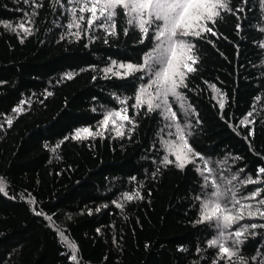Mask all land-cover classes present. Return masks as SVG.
<instances>
[{"label":"trees","instance_id":"16d2710c","mask_svg":"<svg viewBox=\"0 0 264 264\" xmlns=\"http://www.w3.org/2000/svg\"><path fill=\"white\" fill-rule=\"evenodd\" d=\"M225 2L200 21L212 31L183 37L190 53L162 57L184 73L165 97L153 81L169 44L154 51L155 29L124 9L0 0V264H264V228H242L264 224L248 216L264 191L242 199L264 188V0ZM217 186L251 205H229L244 218L228 228L198 222Z\"/></svg>","mask_w":264,"mask_h":264},{"label":"snow or ice","instance_id":"6c2138e0","mask_svg":"<svg viewBox=\"0 0 264 264\" xmlns=\"http://www.w3.org/2000/svg\"><path fill=\"white\" fill-rule=\"evenodd\" d=\"M88 4H90V7L87 6ZM98 6L100 16H104L106 20H111L116 15L117 8L124 9L125 15L131 16V19L128 21L129 24L135 22L145 36L148 35L150 27L154 28L155 40L159 42L154 48V51H159L161 46L166 41L168 42L169 46L164 48L160 56L157 57V62L164 65V67L154 70L156 80L153 81V83H156L158 86V92L162 90L163 95L166 97L169 92L173 95H177L176 89L183 83L184 73L173 70L172 59L162 57H165L166 54H171V56L174 57L177 48L190 53L194 48V44L184 40L183 37H199L201 32L205 30L209 32L212 31L211 28H206L205 25H202L200 21L212 20L214 16L219 15V12L216 11V9L227 8L228 4L225 0H87L86 8H81L80 10H87L92 13L93 17L98 19L99 17L96 15ZM80 19L83 20L84 17H80ZM93 22V20H89V24ZM21 27H23V25H21ZM196 28H199L200 30L197 31ZM147 56L148 59L145 60L143 65L134 66L128 64L126 66L121 65V67H127L129 71L148 67L149 61L152 59V54L149 53ZM187 59L191 61L192 64L196 63V59L192 55H188ZM183 66L187 68L189 72L195 70L187 63ZM108 71H111V69H108ZM177 76L180 78L179 83L176 80ZM136 99L139 100L140 97L138 96ZM164 103H167L166 99ZM160 106L161 105L159 104L155 105L157 108ZM152 107L153 106L149 104V110H151ZM14 111H16V109H14ZM114 115L120 116V112H116ZM249 115H251V113H249ZM109 118L110 117L105 118V123ZM172 118H175V113H172ZM122 119L127 120L129 117L125 115ZM8 122L11 123L10 120ZM82 131L91 135L88 129H83ZM79 135L80 130L77 131V136L79 137ZM180 139L183 146L187 148V152H184L182 155L178 154L176 157L177 160L182 161L178 166L183 168V160L187 159V154L192 153L193 150L187 145V141L184 140L183 135H181ZM194 155L199 156L198 153ZM259 171L264 173V168L259 169ZM205 179H207V177H205ZM242 183L259 184L262 182L249 178L247 181H242ZM2 190L3 189L0 188V191ZM262 191H264V188H257L255 191L251 192L250 195L242 197V199H255ZM127 199H132V197L128 196ZM257 203L264 205V199L258 200ZM209 205H211V207H209ZM229 205L232 207L240 205L241 208H251V205H241V198H237L236 193H232L231 189L221 192L218 190L217 186L216 189L207 194L206 202L203 204L202 219L198 222L215 219L217 221L216 227L218 229L231 227L232 223L238 222L243 219L244 216L242 213L234 215L229 208ZM257 213H259L261 217H264V211H260V209H256L255 212L249 211L248 216L252 217ZM248 227L264 228V224L257 225L253 223L251 225L242 226L245 231ZM220 235H223V233L221 232ZM235 235L240 236L242 235V232L236 231ZM209 243L215 246L217 241L212 240ZM220 251L225 255H231L229 249L222 245L220 246ZM73 259H75V257H73Z\"/></svg>","mask_w":264,"mask_h":264}]
</instances>
